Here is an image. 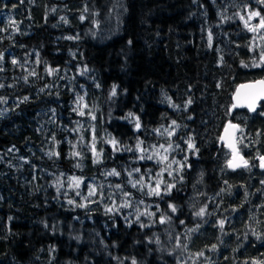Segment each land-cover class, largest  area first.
<instances>
[{
  "label": "trees",
  "instance_id": "1",
  "mask_svg": "<svg viewBox=\"0 0 264 264\" xmlns=\"http://www.w3.org/2000/svg\"><path fill=\"white\" fill-rule=\"evenodd\" d=\"M120 1L0 0V97L6 98L0 103L6 110L0 116V264H179L153 244L147 227L129 224L119 210L107 212L100 201L99 190L115 184L135 192L126 182L133 169L155 174L164 165L138 159V141L147 155L153 154L150 145L171 143L179 146L182 163L188 158L190 167L166 175L175 189L154 204L170 217L166 225L181 230L193 226L191 219L198 222L201 236L194 243L216 245L204 253L219 264L264 260V239L253 234L264 235L258 159L264 155V102L255 113L229 114L236 86L264 79V65L251 66L264 51V30L250 32L240 19L250 0H123L121 31L104 41L99 29L115 25ZM62 2L67 10L58 6ZM257 10L264 16V8ZM8 15L14 17L10 23ZM47 67L58 71L49 75ZM78 96L89 108L97 103L95 124L119 141V151L106 140L94 144L99 163L93 162V145L86 149L76 135L88 120L73 111L81 107ZM173 120L178 127L172 137L154 131L163 132ZM228 121L240 125L236 143L249 161L237 171L227 166L229 151L220 142ZM189 136L198 151L188 149ZM112 169L120 175L103 179L98 173ZM72 177L82 178L79 188L69 186ZM92 185L96 192L89 197ZM201 207L207 216L194 215ZM223 213L230 219L220 237L210 221Z\"/></svg>",
  "mask_w": 264,
  "mask_h": 264
},
{
  "label": "rangeland",
  "instance_id": "2",
  "mask_svg": "<svg viewBox=\"0 0 264 264\" xmlns=\"http://www.w3.org/2000/svg\"><path fill=\"white\" fill-rule=\"evenodd\" d=\"M239 1V0H238ZM241 1V0H240ZM251 4H245L248 5L252 10H257V5L258 7L264 8V5H261L257 3V0H250ZM60 8H64L63 10H67L68 7L63 5V2L58 5ZM238 6V5H237ZM236 6V7H237ZM242 6V5H240ZM115 15V25L113 27H107L106 29H99V35L103 37L102 39L105 40H110L114 36L118 35L121 31L120 29V24H121V17L125 13V7H124V1H120L119 3L116 4L115 9H114ZM262 15V13H261ZM5 21L11 22L14 17L11 18V15H8V17L4 16ZM65 19V18H64ZM81 20V18L79 19ZM66 21L71 22V18L69 16L66 17ZM252 24H258L259 23V18H253L252 19ZM90 79V78H89ZM93 82V81H92ZM82 104H85L84 102H81L79 106ZM97 103H94L93 108H82L84 110L85 115L88 116V120L82 124V127H78L76 129V135L77 137H81V141L83 144L86 146V149H89L96 143L97 147H100L103 145L104 140L108 141L110 138L105 134L104 131L101 130L100 127H98L97 124H95L94 119L92 118L97 110ZM87 109V111H85ZM88 113H91L89 115ZM87 124L86 127L84 125ZM76 125V124H74ZM77 126H75L76 128ZM80 129H83L84 132H81ZM95 136V139L93 137ZM106 143V142H105ZM104 143V144H105ZM150 148H153L154 146L150 145ZM166 147V146H165ZM156 149L158 147H155ZM177 148H172L169 152L164 153L163 149L159 148L160 154L161 155H168L169 159L167 161H164V165L161 167L160 170H156L155 174H151L150 171L145 170V171H140L139 173L133 172V175L131 177H128L126 182L128 183V186L132 188L135 192L133 191H126L124 187H120L119 189L116 188L115 184L112 187H109L107 190H99L100 192L98 193L99 198L101 203L105 206V208H113L114 213L115 211L119 210L121 213V218L123 220L127 221H132V223L138 225L143 223L146 225V227L150 230L151 234L153 233V244L159 248V250H162L165 254H170L171 253V258H174L179 264H219L216 262V259H211L209 258L207 253H204L206 251H212L215 248L212 247V245L207 244V242H204L203 240H200L199 243H194V240H196V236H201L200 230V225L198 222L195 223L193 219V226L191 227H182L181 230H174L175 225L174 224H169L166 225V221L161 223V217L162 216V210L159 205V210L157 207H155L154 204H157L156 202V196H147L145 195V192L147 189L144 191H141L140 186L138 185L136 188L132 187V184L130 183L131 180H139L141 176H144L145 182H151L153 185L155 183V178H160L163 180H168L166 178V173L165 171L162 173V176L157 177V173H161L162 169L166 168V164L172 163L173 160L176 161H181V157L176 156L177 155ZM174 152V153H172ZM241 154V153H240ZM229 158H230V153H229ZM228 158V160H229ZM157 161V160H156ZM179 168V165L172 163V169L169 170H174ZM101 171L102 178L107 179L108 175L107 173L110 172L109 170H98V173ZM175 174V172H174ZM197 178L194 179L193 182H195V189H198L199 187V180ZM172 182V181H171ZM170 182V183H171ZM91 187L95 188V185H92ZM124 193H130L131 195L129 197H125ZM89 196V193H88ZM94 195H91L89 197H93ZM163 198V197H159ZM130 202V206L127 208L121 207V205L125 201ZM73 201L72 206L76 207L78 205L77 202H75V199L71 200ZM143 201V203H141ZM190 203L193 204V200H190ZM123 209L124 213L120 210ZM148 212V213H154V215H142L140 216L139 222H136V214L137 212ZM210 212V211H209ZM230 213H223L222 216H220V220L223 219L229 220V215ZM208 213L206 214V216ZM214 220L218 221V217L215 218ZM211 226L214 228L215 232L221 233L222 229L219 227L217 222L212 223L210 221ZM192 230V231H190ZM210 230V229H209ZM212 231V230H210ZM216 234V233H215ZM222 237V234L219 235ZM214 238L218 237L217 234L213 235ZM152 242V241H151ZM168 246V247H167ZM173 250V251H171ZM171 251V252H170ZM203 252L202 256L197 255L198 253Z\"/></svg>",
  "mask_w": 264,
  "mask_h": 264
},
{
  "label": "snow or ice",
  "instance_id": "3",
  "mask_svg": "<svg viewBox=\"0 0 264 264\" xmlns=\"http://www.w3.org/2000/svg\"><path fill=\"white\" fill-rule=\"evenodd\" d=\"M257 3L264 5V0H257ZM245 9L247 11V17H245L244 15H240V19L244 22L245 28L250 32H257L258 30H264V16L261 15V11L252 10L248 5H245ZM256 17L259 18V23L252 25L250 22L252 21L253 18H256ZM84 18H85L84 16H81L82 20ZM61 19H64V18L61 17ZM68 39H74V37H68ZM208 39H209V43L211 44V40H212L211 33H209ZM3 55H4L3 53H0V59H3ZM12 63L13 65H16L18 62L17 60L13 59ZM37 63H40L39 59L37 60ZM241 63H242V66L244 67L249 66L247 64H244L243 62ZM261 65H264V51H262L260 54L259 62L254 63L251 66L260 67ZM45 70L49 75H53L55 72L58 71V69H54L51 67H47ZM84 71H87V69L85 68ZM29 75H35V72H30ZM25 80L27 81V77H25ZM217 86L219 87L220 85L218 84ZM2 87H4V85L0 84V88ZM242 90H248V91L242 94ZM41 91H43V89H41ZM116 94H117V86L113 85L110 95L115 96ZM28 99L29 98L27 96L23 97V101H27ZM167 99H168L170 106L176 107V105L172 103L170 97H168ZM233 100H234V103L231 105V108L229 109V114H231V109H234L237 107H246L249 112H252V113L257 112L258 111L257 102L264 100V79L254 81L253 83L241 84L237 86V89L235 93L233 94ZM82 101H83V96H78L77 104H81ZM5 102H6V98L0 97V103H5ZM191 103H192L191 99L187 100L184 107L187 108V106L190 105ZM82 108H87V105L82 104L81 107L74 108L73 111L77 112L78 115L83 116L85 115V112L81 110ZM4 111L6 110L0 111V116L4 114ZM88 114L91 115V113H88ZM132 115H133L132 113H129L130 117ZM259 115L264 116V112H260ZM92 118L95 119L94 116ZM189 119H191V117H189ZM135 120H136L135 127L138 130L141 128V123L138 117H135ZM176 127H178V125L176 124V121L173 120L169 128L164 129L163 132H161L160 129H155L154 131L160 133L161 135L166 133L168 137H172L175 134ZM238 130L242 131V129L240 128V125L229 122L227 125H225V135L220 137V140L226 141L227 147H229L232 150V157L231 159L227 160L226 163H227V166L233 170H235L236 168L242 167V166L243 167L249 166V161L245 160L244 157L240 154L239 150L237 149L236 142L233 140V137L235 136ZM93 139H95V136L93 137ZM107 143L112 145L114 151L120 150L119 141L116 140L115 137L108 140ZM186 143H187L188 149L193 150L194 152L198 151V149L195 148V144L191 136L188 137V140L186 141ZM159 147L160 149H163L164 153H167L172 149L173 146L171 143H169L167 147H165L164 145H160ZM177 147L179 146L177 145ZM128 150L132 151V149H128ZM136 150L141 153V155L138 157V159L140 160H144V159L154 160L155 159L157 160L158 163H163L164 161H167L169 159L168 155H161L159 149H156L155 146L153 147V154L147 155L146 154L147 150L141 147V142L139 141L137 142ZM92 152L94 155L93 162L99 163L100 162V152L96 151L94 145L92 147ZM49 155H58V154L49 153ZM72 155L79 156L80 153L73 152ZM187 159L188 158L186 156L183 163L180 161L173 160L172 163L179 165V168L174 169V170H169V169H172V163H169L167 165V168L162 169L161 173H157V177L162 176V173L164 171H167L168 176H173L174 172L178 175L180 172L183 171V168L185 166L190 167V165H187ZM258 159L260 162L259 163L260 168L264 169V155H259ZM77 167H79V165H77ZM140 171L141 170L139 168H135L132 171L128 172V176L131 177L133 175V172L139 173ZM107 175L118 176L120 175V173L117 172L116 169H112L110 172L107 173ZM180 179L182 180L183 177L181 176ZM72 180H73V183L70 184L69 186L74 187V188H79L82 178L72 177ZM130 183L132 184L133 188H136L139 185L141 191H144L145 189H147V191L145 192V195L156 196V197H163L165 195H170L172 190L175 189L176 187L175 183H168L165 180L160 179V178H155V183L153 185L151 182H145L144 176H141L139 180H131ZM261 184H264V181H261ZM120 187L121 185H116V188L119 189ZM221 191H224V190L222 189ZM95 192H96V189L90 186L89 196L94 195ZM130 195H131L130 193H124L125 197H129ZM69 203L71 204L73 203V201L70 200ZM141 203H143V201H141ZM129 206H130V202L127 200L121 205V207H124V208H127ZM79 207H85V205L80 204ZM156 207L159 210V205H157ZM168 208L171 210L172 213H175L178 210L176 205L171 204V203L168 205ZM106 211L112 212L114 211V209L107 208ZM205 214H206V207H201L199 211L194 213V215L197 217H203ZM142 215H154V213H148V212L141 213L138 211L136 214V222H139L140 216ZM167 219H170V217H161V223L165 222ZM128 223L131 224L132 221H128ZM181 223L183 224L184 222L181 221ZM217 224L219 225L221 229H223L225 221L223 219L218 220ZM140 227L143 228V227H146V225L141 223ZM253 234L256 235L258 240L264 239V235H261L258 233H253ZM77 239H79V237H77ZM212 247L215 248L216 245H213ZM197 255L202 256L203 252L198 253ZM131 264H137V261L133 259ZM252 264H264V260H253Z\"/></svg>",
  "mask_w": 264,
  "mask_h": 264
},
{
  "label": "water",
  "instance_id": "4",
  "mask_svg": "<svg viewBox=\"0 0 264 264\" xmlns=\"http://www.w3.org/2000/svg\"><path fill=\"white\" fill-rule=\"evenodd\" d=\"M257 80H262V79H257ZM257 80H255V81H257ZM254 81H250V82H244V83H240L239 85H241V84H249V83H253ZM239 85H237V86H239ZM237 86H236V88H235V90H234V93H235V91H236V89H237ZM248 90H242V94L243 93H245V92H247ZM233 93V94H234ZM264 100H261V101H258L257 102V108H259V104L261 103V102H263ZM234 103V100H233V95H232V104ZM242 110V109H245L247 112H249L248 111V109L246 108V107H237V108H234V109H231V113L234 111V110ZM249 113H252V112H249ZM230 121H228L227 123H226V125L229 123ZM232 123V122H231ZM233 124H235V123H233ZM237 133V132H236ZM225 135V127H224V129L222 130V133H221V135H220V137L221 136H224ZM233 140L236 142V134H235V136L233 137ZM220 142L221 143H223L224 144V146L229 150V152H230V159H231V157H232V150L229 148V147H227V143H226V141H221L220 140ZM236 146H237V144H236ZM237 149H238V147H237ZM239 150V149H238ZM242 155V154H241ZM243 156V155H242ZM244 157V156H243ZM245 159V158H244ZM243 167V166H242ZM239 168H241V167H239ZM239 168H236L235 170H233V169H231V168H229L231 171H237Z\"/></svg>",
  "mask_w": 264,
  "mask_h": 264
}]
</instances>
